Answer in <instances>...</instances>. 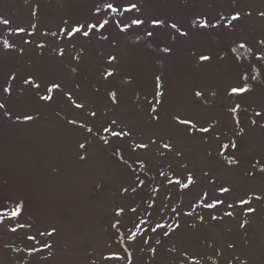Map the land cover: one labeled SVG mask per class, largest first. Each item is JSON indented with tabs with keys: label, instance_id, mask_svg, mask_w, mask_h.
<instances>
[{
	"label": "rangeland",
	"instance_id": "374dc122",
	"mask_svg": "<svg viewBox=\"0 0 264 264\" xmlns=\"http://www.w3.org/2000/svg\"><path fill=\"white\" fill-rule=\"evenodd\" d=\"M103 2L121 10L106 14ZM130 3L139 11L123 12ZM234 9L241 19L227 27L191 23L199 17L228 25ZM262 12L264 0H0V18L10 21L0 23V264H264ZM133 18L145 23L120 31L116 22ZM153 18L166 24L154 28ZM102 19L109 20L106 28L87 38L61 31ZM4 40L13 47L6 49ZM201 54L211 59L200 61ZM244 73L251 90L229 95ZM29 76L39 88L23 83ZM53 82L61 87L48 93ZM25 114L35 118L25 121ZM176 115L210 131H185L189 126ZM231 141L236 149L221 147ZM231 157L239 163L229 164ZM188 173L195 183L179 187L176 180L185 182ZM242 198L251 203L240 204ZM215 199L224 203L204 207ZM157 223L166 227L153 233Z\"/></svg>",
	"mask_w": 264,
	"mask_h": 264
},
{
	"label": "snow or ice",
	"instance_id": "6c2138e0",
	"mask_svg": "<svg viewBox=\"0 0 264 264\" xmlns=\"http://www.w3.org/2000/svg\"><path fill=\"white\" fill-rule=\"evenodd\" d=\"M102 7H103L104 10H106V14H107V12L117 13V12H119V11L121 10V6H120L119 4H117V3H115V2H103V3H102ZM133 10H135V11H137V12L139 11V8H138V6H137L136 3H130V4L123 5V12H132ZM95 12H96V13H100V12H101V6H100V5H97V6L95 7ZM241 15H242V14H241V11H239V10H235V9H234V10H233V13L231 14L230 19L228 20V25H220V24H219V20H217L216 23H212V21L209 20L208 18L199 19V17H198L197 19L191 21V23H192V25H193L194 27L198 26V27L201 28V29H207V28H209V27L216 28V27H218V26H220V27H227V26H229V25H232L233 22L239 21V20L241 19ZM249 15H250V13H249ZM260 15H261V16H264V12L260 13ZM220 19H225V17H224L223 15H221V16H220ZM0 23H2V24H4V25H9V24H10V21H9L8 19L0 18ZM116 23H117L118 26L122 25V26H120V31L123 32V31L127 30L129 27H131L132 25H135V26H141V25H143V24L145 23V21H144L143 19H140V18H133V19L130 20V23H122L121 21H117ZM108 24H109V20H108V19H102V20H98L96 23H92V24H78L77 26L72 27L70 30H68V29H62L61 31H63V32H64L67 36H69V37H74V36H76V35H78V34H82L84 37L87 38V37L90 36V34H93V33L96 32V31L104 30ZM151 24H152V26H153L154 28H158V27H160V26H162V25H165V24H166V21L163 20V19H160V18H153V19L151 20ZM33 27H35V25H33ZM170 27H171L172 29H176L177 32H179V34H180L181 36H186V35H188L187 32L180 31V29H179L177 23H172V24L170 25ZM16 31L19 32V33H23V32H25V28H23V27H18V28L16 29ZM147 34H148L149 36H152V35H153V32H148ZM52 35H56V33H52ZM103 38L106 39L107 37H103ZM173 39H175V37H173ZM25 43H27V41H25ZM259 43H260L261 45H264V39L260 40ZM3 44H4V47H5L6 49H7V48H11V47H13V45L10 44V43L8 42V40H4ZM238 46H239V48H241V49L247 47V45H246L245 43H240ZM40 47H43V45H40ZM236 50H237V49H236L235 47H233V48L231 49L232 52H236ZM21 51H23V49H21ZM163 51H164V52H170L171 49L166 47V48L163 49ZM249 51H251V49H249ZM61 54H63V53L61 52ZM258 58L264 59V57H258ZM109 59H115V57H110ZM210 59H211V57L208 56V55H203V54H201V55L199 56V60H200V61H209ZM237 59H239V57H237ZM73 71H75V69H73ZM108 75L110 76V75H112V73L109 72ZM12 79H15V76H13ZM156 79H157V89H159V88L161 87V84H160V82H159V81H160V78L157 77ZM248 79H249L248 74H247V73H244V74L240 77L241 84H239V85H237V86H232V87L230 88L229 95L240 96V95H242V94H246V93H248V92L251 90V86L247 83ZM251 79L255 80L256 77H255V76H252ZM23 83L26 84V85H29L30 87H35V88H39V87H40L38 84H33V80H32V77H31V76H29L28 78H26V79L23 81ZM60 87H61V85H60L59 83H55V82H53V83L50 84L49 87H47L46 91H47L48 93H52L53 90H55V89H60ZM3 91H4L5 93H10V92H11V88H10V87H4V88H3ZM67 95H68L69 99H71V93H67ZM109 95L111 96L113 102L115 103V102H116V93H115V92H112V93H110ZM162 95H163V93H162L161 91L158 90V91L156 92V96H157V97H160V96H162ZM195 95H196L197 97H200V96L203 95V93L200 92V91H197V92H195ZM213 95H215V93H213ZM40 99L43 100V101H51V100L53 99V97H52L51 95H41V96H40ZM158 102H159V101H158ZM73 104H74V106H75L76 108H78V109H82V108L84 107V105H83L82 103H76L75 101H73ZM0 107H4V105L0 104ZM239 109H240V105H239V104H236L234 107L229 108V112L232 113L233 115H235V114L238 112ZM152 111H153V112L156 111L155 107L152 108ZM91 115H92V116H95L96 113H95V112H92ZM255 115H256L257 117H261V116H262V113H261V112H256ZM34 118H35V117H33L32 115H28V114L23 115V120H25V121H32ZM153 118H154V119H158V117H153ZM17 119H20V117H17ZM174 119H175L176 122H177L178 124H180V125L189 126V127H186L185 131H189V132H190V131H192V130H194V129L197 130V131H200V132H204V133H207V132L210 131V128H209V127H201V128H198V129H197V128H196V124H195V123L193 122V120L190 119V118H189V119H182L179 115H176V116L174 117ZM235 122H236L237 125H239L240 120L237 118ZM256 122H257V121H256L255 119H253V120L251 121V123H252L253 125H255ZM69 123H71V124H75L76 121H75V120H72V121H69ZM112 124H113V125L116 124V121L113 120V121H112ZM81 127H85V125L82 124ZM87 131H88V132H92V128L88 127V128H87ZM103 131H104V132H109V131H110V128L105 127V128L103 129ZM240 131L243 132V129L241 128ZM111 135H112L113 137H117V138H119V137H121V136L127 135V133H124L123 131H121V132L111 131ZM105 143H108V141L105 140ZM79 147H80L81 149H83V148H85V145H84V144H80ZM137 147H139V148H146L147 145H146V144H139V145H137ZM164 147H165V148H169L170 145H169V144H165ZM221 147H222L223 149H228L229 147H231V148H233V149H236V148L238 147V145L236 144L235 141H231L230 144H224V145H222ZM221 154H223V153H221ZM83 158H84V157H81V159H83ZM121 158H122V157H121ZM227 162H228L229 164H238V163H239V160H237L235 157H231V158H228V159H227ZM261 171H264V168H262ZM161 175H163V173H161ZM169 182L171 183V181H169ZM139 183H140V184H143L144 182H143V181H139ZM175 183H176L177 185H179V187L184 188V189H187V188H189L190 185L194 184L195 181H194V178H193L192 174H191V173H188V175L186 176V180H185V182H181L179 179H177ZM124 191H127V189H124ZM219 191H220L221 193H228V192L230 191V189L227 188V187H220ZM204 195L207 196L208 194L205 193ZM256 199H260V197H256ZM222 203H224L223 200L215 199V200H213L211 203H204V207H207V208H213V209H214V208L217 207V205L222 204ZM239 203L242 204V205H249V204L251 203V199H243V198H242V199H240ZM22 207H23L22 203H21V204H18V205L15 207V209H13V210L11 211L10 215H11L12 217H16V216H18V215L20 214L21 210H22ZM229 207H231V205H229ZM131 211H132V212H135L136 209L133 208V209H131ZM174 211H175V210H174ZM123 212H124V209H123V208H118V209L116 210V216H117V217H120V216L123 214ZM246 212H247V213H253V212H255V209L252 208V207H247V208H246ZM226 215L231 216V215H233V213L228 212V213H226ZM213 219H216V217H213ZM120 223H121V221H120L119 219H117L116 222H115L114 224H112V227H113V228H117V226H118ZM140 223L143 224V223H146V221H141ZM246 224H247V221H244V223L241 224V227H244ZM135 227L137 228V230H138V232H139V231H140V225L137 224V225H135ZM165 227H166V226H165L164 224L157 223L156 226H155L154 228H151V231H152L153 233H155L157 229H163V228H165ZM167 227L169 228V231H172V230H173V229L171 228V226H167ZM177 227H178V225H177ZM11 231L15 232L16 229L13 228V229H11ZM55 231H56V230L53 228L52 231L48 233V235L51 236ZM169 231H164V232H163V235H164V236L169 235ZM41 235H43V233H41ZM136 235H137V233H132V234L128 237V239H130V240H131V239H135V236H136ZM28 239H29V240H34L35 237H34V236H29ZM143 242H144L145 244H147V243H148V240H144ZM156 243L159 244L160 241L157 240ZM43 247L48 248V247H51V245L45 243V244L43 245ZM33 251H35V249H33ZM125 251H127V249H125ZM152 251L154 252L155 249H153ZM113 256H116V254L113 253L112 256L105 257V259H112ZM128 256H129V258L131 257V253H130V252L128 253ZM117 258H118V257H117Z\"/></svg>",
	"mask_w": 264,
	"mask_h": 264
}]
</instances>
